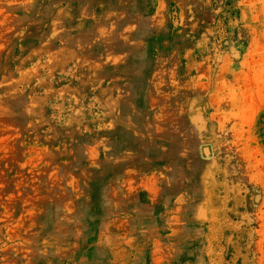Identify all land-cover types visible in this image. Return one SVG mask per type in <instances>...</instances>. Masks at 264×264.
<instances>
[{
    "label": "rangeland",
    "instance_id": "rangeland-1",
    "mask_svg": "<svg viewBox=\"0 0 264 264\" xmlns=\"http://www.w3.org/2000/svg\"><path fill=\"white\" fill-rule=\"evenodd\" d=\"M128 2L0 0V264H264V0H132L141 46L123 27L95 42L149 52L166 89L197 90L165 203L138 196L123 140L88 118L94 90L63 95L77 21L121 19Z\"/></svg>",
    "mask_w": 264,
    "mask_h": 264
},
{
    "label": "crops",
    "instance_id": "crops-1",
    "mask_svg": "<svg viewBox=\"0 0 264 264\" xmlns=\"http://www.w3.org/2000/svg\"><path fill=\"white\" fill-rule=\"evenodd\" d=\"M120 7L126 15L118 20L100 17L77 21L76 35L65 46L70 53L60 56V66L65 68L73 64L74 70L71 84L63 90V95L67 93L82 99L85 92L94 90V105L98 111L90 113L88 118H96L99 121L95 124L97 129L116 136L119 143L123 140L118 154L123 156L124 170L132 171V186L138 190V196L147 191L149 198L157 195L165 203L167 171L171 167L167 160L168 149L176 138L174 130L183 129V125L189 123L188 111L195 102L191 101L198 99L197 90H179L178 94L166 89L170 69L159 68L158 58L149 52L135 48L119 52L115 47L104 50L96 47L95 42L104 37L109 40L119 37L117 27L124 28V35L120 36L131 39L138 48L141 46L140 27L146 20L134 13L140 12V8L132 0ZM180 98L178 106L173 100ZM90 122L93 125V120ZM189 139L193 138H186L191 147ZM177 154L182 155L183 151ZM154 217L167 216L162 213Z\"/></svg>",
    "mask_w": 264,
    "mask_h": 264
},
{
    "label": "trees",
    "instance_id": "trees-1",
    "mask_svg": "<svg viewBox=\"0 0 264 264\" xmlns=\"http://www.w3.org/2000/svg\"><path fill=\"white\" fill-rule=\"evenodd\" d=\"M237 2L238 0H227V5L235 10L236 6H237ZM222 27H223V32H222ZM226 36H227V26L223 21V18L221 15L218 16V24H217V28H216V42L219 46L223 45V43L226 40Z\"/></svg>",
    "mask_w": 264,
    "mask_h": 264
},
{
    "label": "water",
    "instance_id": "water-1",
    "mask_svg": "<svg viewBox=\"0 0 264 264\" xmlns=\"http://www.w3.org/2000/svg\"><path fill=\"white\" fill-rule=\"evenodd\" d=\"M204 154L205 155H210L211 154V150L209 148H205L204 149Z\"/></svg>",
    "mask_w": 264,
    "mask_h": 264
}]
</instances>
